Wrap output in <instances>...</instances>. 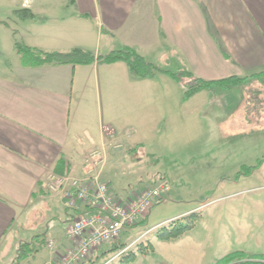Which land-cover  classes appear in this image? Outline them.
Wrapping results in <instances>:
<instances>
[{"label":"crops","instance_id":"crops-1","mask_svg":"<svg viewBox=\"0 0 264 264\" xmlns=\"http://www.w3.org/2000/svg\"><path fill=\"white\" fill-rule=\"evenodd\" d=\"M20 8L41 20L0 16V264H13L18 244L36 234L45 246L20 264H55L72 245L61 195L41 186L48 175H60L54 172L57 162L62 158L69 167L60 176H80L88 153L100 149L101 178L117 190L110 167L127 151L176 143L179 134L171 130L181 134L190 113L199 116L204 109V101L202 107L194 103L214 92L183 102L182 82L161 73L135 78L123 62L24 66L15 41L45 52L79 47L94 55L132 46L164 70L185 67L206 81L247 77L264 72V0H0L2 10ZM233 88L239 86L228 90ZM251 176L232 181V188ZM229 205V231L239 239L220 257L233 251L264 254V195ZM33 215L41 224L24 229ZM191 231L169 241L154 239V252L131 264H197L205 242ZM106 245L91 258L105 259Z\"/></svg>","mask_w":264,"mask_h":264},{"label":"rangeland","instance_id":"rangeland-1","mask_svg":"<svg viewBox=\"0 0 264 264\" xmlns=\"http://www.w3.org/2000/svg\"><path fill=\"white\" fill-rule=\"evenodd\" d=\"M0 16L15 18L10 9H0ZM248 79L251 80L249 76ZM260 82L251 80L248 83L262 92L257 98L260 102L250 100L248 108L245 104L249 85L245 89L214 88V93L209 94L210 99L203 98L194 103V108L202 107L204 101V109L199 116L190 113L183 121L181 134L171 130L179 134L173 137L178 140L176 143L147 145L133 154L127 151L110 167L108 175L116 177L113 186L118 191H140L161 181L168 182L169 187L168 197L152 207L145 226L131 227L122 233L118 240L126 245L123 251L136 250L141 243H152L161 228L152 226L158 223L165 226L175 219L186 220L189 213L198 215L191 235H199L205 242L204 253L198 257L197 264H214L226 247L235 246L239 237L229 231L228 226L233 223L229 203L248 197L263 198L264 195V188H260L264 186V163L252 173L253 176L250 175L252 180L244 181L242 187L232 188L234 185L231 184L244 167L254 165L264 155V77ZM260 84H263L261 88ZM242 94L244 102L241 104ZM250 98L254 99L252 94ZM119 144L123 149L120 142H114L110 147ZM102 165L97 166L95 172L101 174ZM140 180L146 185L138 188L136 185ZM243 189L247 190L238 194ZM234 193L237 195L232 196ZM206 202L209 204L199 209ZM188 210L191 212L184 214ZM37 218L33 215L26 219L24 229L41 224L42 219L37 223ZM105 254V259L94 264H112L120 256V252L106 251Z\"/></svg>","mask_w":264,"mask_h":264},{"label":"trees","instance_id":"trees-1","mask_svg":"<svg viewBox=\"0 0 264 264\" xmlns=\"http://www.w3.org/2000/svg\"><path fill=\"white\" fill-rule=\"evenodd\" d=\"M12 14L21 20L34 19L41 20L35 16L29 9H14ZM86 16V15H83ZM14 49L19 55L21 63L24 66H40L43 64H80L89 65L94 62L98 64H112L116 62H123L126 64L131 76L139 79H153L156 74L161 73L167 75L170 79L182 82L184 91L182 94V101L186 102L194 95L201 91H213L215 87L229 88L231 86H239L247 88L251 80L259 83L264 77V72L250 75L247 77H229L217 81H206L192 75L185 67L176 71L164 70L160 66L146 61V59L138 52L136 47L132 46H118L107 54L94 55L91 52L85 51L79 47L72 48L67 51H53L45 52L38 48L28 46L22 42L15 41ZM185 79H187L185 81ZM263 84H260V88ZM264 88V86H262ZM253 95L254 99L250 98ZM262 92L260 89H254L250 84L246 92L245 108L250 106V100L253 103L260 102L259 96ZM248 110V109H245ZM264 163V155L257 160V162L249 167H244L235 177L234 181H238L242 176L249 177L255 170H257ZM54 172L60 175H67L69 167L67 162L62 158L57 162ZM187 219H175L169 221L168 225H161L157 230L155 238L160 241H169L180 237L185 232L191 230L194 226V221L198 215H187ZM147 218L142 219L133 227L145 226ZM107 252H120L117 262L112 264H131L135 262L139 256L147 255L154 252V247L151 242L141 243L136 250L123 251L126 245L120 240L111 241ZM45 243L42 235H35L30 241H21L16 250V256L13 264H20L22 261L29 258L31 255L39 252ZM123 251V252H121ZM105 254V253H104ZM98 258H89L88 264H94ZM214 264H264V254H248L242 251H233L218 259Z\"/></svg>","mask_w":264,"mask_h":264},{"label":"built area","instance_id":"built-area-1","mask_svg":"<svg viewBox=\"0 0 264 264\" xmlns=\"http://www.w3.org/2000/svg\"><path fill=\"white\" fill-rule=\"evenodd\" d=\"M104 131L111 133L108 127ZM102 163V151L93 149L86 156L80 176L71 178L50 174L42 181L45 191L61 195L63 206L70 214L67 235L72 245L58 256L55 264L88 261L103 245L119 239L124 231L148 218L152 207L167 198L169 187L163 181L140 191L111 188L101 174L95 172ZM207 204L209 202L200 205L199 209ZM51 245L48 243L47 246Z\"/></svg>","mask_w":264,"mask_h":264}]
</instances>
